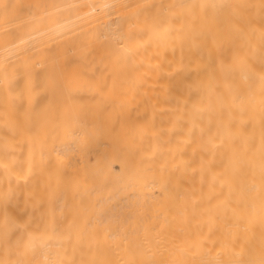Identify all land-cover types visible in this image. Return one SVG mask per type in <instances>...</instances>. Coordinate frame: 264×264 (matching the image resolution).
I'll list each match as a JSON object with an SVG mask.
<instances>
[{
	"label": "bare ground",
	"instance_id": "1",
	"mask_svg": "<svg viewBox=\"0 0 264 264\" xmlns=\"http://www.w3.org/2000/svg\"><path fill=\"white\" fill-rule=\"evenodd\" d=\"M0 264H264V0H0Z\"/></svg>",
	"mask_w": 264,
	"mask_h": 264
}]
</instances>
